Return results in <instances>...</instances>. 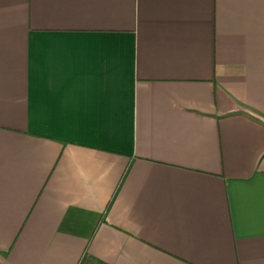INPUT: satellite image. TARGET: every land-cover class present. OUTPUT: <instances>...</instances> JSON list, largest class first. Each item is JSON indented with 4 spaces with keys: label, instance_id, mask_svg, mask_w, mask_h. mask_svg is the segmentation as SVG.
Here are the masks:
<instances>
[{
    "label": "crops",
    "instance_id": "0c3cea01",
    "mask_svg": "<svg viewBox=\"0 0 264 264\" xmlns=\"http://www.w3.org/2000/svg\"><path fill=\"white\" fill-rule=\"evenodd\" d=\"M0 264H264V0H0Z\"/></svg>",
    "mask_w": 264,
    "mask_h": 264
},
{
    "label": "trees",
    "instance_id": "16d2710c",
    "mask_svg": "<svg viewBox=\"0 0 264 264\" xmlns=\"http://www.w3.org/2000/svg\"><path fill=\"white\" fill-rule=\"evenodd\" d=\"M121 177H122V175H121ZM108 205H109V203H108ZM108 205H107V207H108Z\"/></svg>",
    "mask_w": 264,
    "mask_h": 264
}]
</instances>
